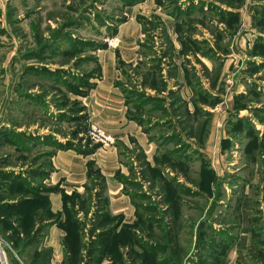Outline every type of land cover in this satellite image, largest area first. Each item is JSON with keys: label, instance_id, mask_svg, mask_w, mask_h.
Listing matches in <instances>:
<instances>
[{"label": "rangeland", "instance_id": "1", "mask_svg": "<svg viewBox=\"0 0 264 264\" xmlns=\"http://www.w3.org/2000/svg\"><path fill=\"white\" fill-rule=\"evenodd\" d=\"M6 250L264 264V0H0Z\"/></svg>", "mask_w": 264, "mask_h": 264}, {"label": "crops", "instance_id": "2", "mask_svg": "<svg viewBox=\"0 0 264 264\" xmlns=\"http://www.w3.org/2000/svg\"><path fill=\"white\" fill-rule=\"evenodd\" d=\"M110 86L111 85H107V87H105V86H102V87L99 86L100 88L98 87L99 88V90H98V94H99L98 99L99 100H100V98L109 97L110 96V92H112V89L114 91H116L114 88L110 89ZM105 91H106V93H104ZM120 99L121 98H119L118 100H115V101H118L119 102L118 104H116V106H118V107L125 106V105H123V104L120 103L121 102ZM122 113H120V111H118V112L113 113V115H111V116H106V118L107 119H113L114 121L116 120L115 121L116 124L113 125L114 127H116L117 125L127 124L126 120L123 122V119L121 118ZM98 120L100 121V115L98 117ZM129 127H130V130L133 129V126H131V124H130V126L128 125V128ZM123 130H127L128 132H132V131H130L128 129H125V128H121V129L115 130V132H118L117 134L120 136ZM134 133H137L136 136H140L141 138H143L141 136L143 133H141V135H139L140 131H135ZM134 133H132V134H134ZM60 154L64 155L68 159V162L71 161V157L69 155H67L68 153H60L59 152L58 153V156H60ZM6 251L7 252L6 253L4 252V254H5V259H6L7 263L8 264H19V262H18V256L13 251H10V250L9 251L6 250Z\"/></svg>", "mask_w": 264, "mask_h": 264}, {"label": "built area", "instance_id": "3", "mask_svg": "<svg viewBox=\"0 0 264 264\" xmlns=\"http://www.w3.org/2000/svg\"><path fill=\"white\" fill-rule=\"evenodd\" d=\"M118 41H119V39L114 37V38L109 40V43H110V45H115L118 43ZM92 130H93V133L98 138V140L102 143L113 144V142L115 141L113 135L108 133L107 131H105L101 127L93 126Z\"/></svg>", "mask_w": 264, "mask_h": 264}]
</instances>
